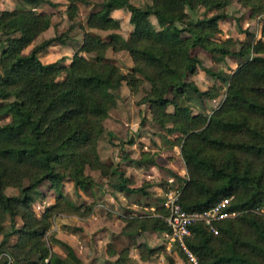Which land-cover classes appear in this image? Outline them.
Returning a JSON list of instances; mask_svg holds the SVG:
<instances>
[{
    "label": "trees",
    "instance_id": "obj_1",
    "mask_svg": "<svg viewBox=\"0 0 264 264\" xmlns=\"http://www.w3.org/2000/svg\"><path fill=\"white\" fill-rule=\"evenodd\" d=\"M13 1L14 9L0 11V120L7 121L0 126V264H83L71 246L55 238L53 223L58 217L89 221L96 204L75 205L59 192L39 211L35 198L44 185L60 189L71 183L76 196L91 199L97 188L114 199L152 197L148 180L137 187L131 176L99 156L106 122L122 112V85L132 95L143 94L137 105L147 107L160 129L153 145L159 151L179 149L185 175H169L178 184L182 210L204 212L232 198L228 210L238 216L217 223V234L200 223L190 226L185 247L196 263L264 264V217L256 213L264 211V21L259 20L256 35L242 29L240 40L219 39L232 2L249 19H260L264 0H65L68 29L48 39L44 34L57 27L49 10L57 5ZM42 6L49 10L42 12ZM119 10L130 27L125 44L114 34L124 24ZM76 28L82 42L68 65L41 62L50 47L69 43ZM120 52L131 65L127 71L110 55ZM204 58L238 63L226 65L229 74H213ZM199 71L219 84L201 90L190 80ZM221 96L210 114L194 113L193 101ZM138 115L143 125L146 118L140 110ZM155 157L140 144L139 159L130 163L157 167ZM93 173H99L100 182ZM158 187L162 195L146 213L121 217L117 238L126 246L117 253L107 244V255L116 259L104 264L149 263L160 255L169 264L174 258L191 264L176 244L168 253L141 240L153 233L169 242L164 203L171 187L163 182ZM8 189L18 194L9 196ZM50 242L66 256L52 252Z\"/></svg>",
    "mask_w": 264,
    "mask_h": 264
},
{
    "label": "rangeland",
    "instance_id": "obj_2",
    "mask_svg": "<svg viewBox=\"0 0 264 264\" xmlns=\"http://www.w3.org/2000/svg\"><path fill=\"white\" fill-rule=\"evenodd\" d=\"M57 7L54 9H48L47 7L38 8L42 12L52 11L54 12L53 22L57 24V27L51 28L46 34L47 37H53L55 34H61L68 29V22L65 16V0H50ZM98 3L99 0H94ZM138 2V0H137ZM15 8L13 0H0V11L1 10H12ZM36 10V9H35ZM121 17L124 18V24L120 31L114 32L117 40L121 44L127 39V33L130 29L126 13L123 10L117 12ZM228 19L220 24V35L219 39L225 40L226 38L233 36L240 40L242 35L240 30L244 29L253 34L258 33V27L260 21H264V17L260 19H249L247 12L243 10L234 1L227 8ZM210 16V15H209ZM85 14L81 15V20L84 21ZM260 20V21H259ZM72 39L63 48L58 45L50 47L48 50L40 55V60L43 63L47 61L59 62L61 64L68 65L71 62L73 53L77 50L82 42V33L76 28L70 33ZM1 48V47H0ZM238 46L235 47V51ZM31 50V47L25 50L27 54ZM111 57L122 66L124 71L131 68L130 63L127 60V55L124 52L118 54H110ZM87 58L93 55H85ZM64 58V59H63ZM205 59L204 66L208 68L213 74H229L227 70V64L232 65L236 68L238 60H234L233 65L230 59H226L224 62L217 61L216 59ZM1 73V69H0ZM62 75H60V78ZM191 81L195 82L201 90H207L213 85H218L219 82L215 76L207 75L202 71H199L195 76L190 78ZM121 106L122 112H114L110 120L106 122V130L103 136L98 141V152L99 156L104 161L113 162L114 165L118 166V169L131 176L134 180L135 186H141L143 183L149 181L152 184L149 189L152 197L150 199H141L137 196H130L123 198L118 196L113 198L108 194L104 193L103 190L96 189V198L91 199L84 196H76L73 185L71 183H65L60 189L54 188L49 189L48 185H44L39 189L40 195L35 198V207L39 211H43L46 207L51 204L55 196L61 192L75 205L80 204H91L94 202L95 207L93 210V217L89 221H81L74 217H58L54 220L52 232L55 234V238L62 242H65L73 248L77 257L83 261V264H104L106 261L115 260L107 255V244L111 245V249L115 252H120L125 246L126 242L123 238H117L121 228L124 226L121 217L128 215L130 212L146 213L148 204L151 206L156 202L162 194L159 183L170 184L171 189H176L178 184L169 175V172L177 174L180 178L184 177V172L181 171L182 161L178 148H174L171 151L163 149L159 151L155 145L160 139L159 127L151 122V116L146 106L137 105L141 98L142 93L132 95L125 85L120 88ZM223 96L216 100H204L202 102H192L194 113H205L210 114L211 110L219 106ZM138 110L146 118L145 123L140 125L142 116L138 115ZM7 121L0 120V126L6 124ZM133 142L128 144L127 142ZM142 144V150L148 152L150 155H156L157 167L151 165L137 166L130 163V160L139 159V145ZM161 144V143H160ZM163 145V144H161ZM123 150V152H122ZM124 157H127V159ZM136 167L141 168L142 171L137 172ZM140 169V170H141ZM92 176L100 182L99 173H93ZM170 189V190H171ZM9 196H15L18 194L16 190L8 189L6 192ZM18 225H20L18 223ZM143 236L141 240H143ZM14 240L13 238L11 241ZM1 242V238H0ZM150 244H153L149 242ZM155 244V243H154ZM160 246H163L161 241ZM172 245V244H171ZM52 252L56 253L60 258L66 256V251L53 244L49 243ZM166 246H170L169 242ZM166 249V247L164 246ZM172 248V247H171ZM167 250V249H166ZM165 250V251H166ZM168 252V251H166ZM132 256L135 252H131ZM174 264H183L180 259H175ZM152 264H169V262L162 255L157 256L153 259Z\"/></svg>",
    "mask_w": 264,
    "mask_h": 264
},
{
    "label": "built area",
    "instance_id": "obj_3",
    "mask_svg": "<svg viewBox=\"0 0 264 264\" xmlns=\"http://www.w3.org/2000/svg\"><path fill=\"white\" fill-rule=\"evenodd\" d=\"M232 198L224 199L215 206L204 212L188 213L182 210L178 202V194L171 189L165 196L164 206L168 209L169 216L165 222L169 228V244L178 245L187 255L191 264H197L195 258L187 251L185 240L190 237V226L195 223L207 227L213 234H217L215 225L219 222L229 220L238 216V213L228 210ZM256 213L264 217L263 210Z\"/></svg>",
    "mask_w": 264,
    "mask_h": 264
},
{
    "label": "crops",
    "instance_id": "obj_4",
    "mask_svg": "<svg viewBox=\"0 0 264 264\" xmlns=\"http://www.w3.org/2000/svg\"><path fill=\"white\" fill-rule=\"evenodd\" d=\"M49 31V30H48ZM47 31V32H48ZM46 32V33H47ZM44 34V38H46V39H48V38H51V37H47L46 35L47 34ZM59 47H61V48H63L62 46H59ZM134 160H137V159H134ZM137 168V172H140V171H142V169L141 168H143V167H136ZM141 169V170H140ZM175 174V173H174ZM177 175V174H176ZM143 241L144 242H146L147 243V245L150 247V248H156V247H159L160 246V244H156V243H160L161 241L163 242V246H165L166 247V251H168V253L171 251V246L172 245H170V246H166V244L168 243V242H165V240L164 239H161V238H159V237H157L155 234H153V233H145L144 235H143ZM149 242H151V243H153V244H150ZM155 243V244H154ZM134 257H135V255H134ZM139 264H152V262H149V263H142V262H140Z\"/></svg>",
    "mask_w": 264,
    "mask_h": 264
}]
</instances>
